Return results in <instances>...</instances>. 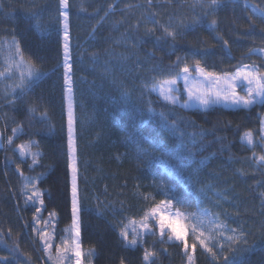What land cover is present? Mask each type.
Masks as SVG:
<instances>
[{
    "label": "trees",
    "instance_id": "obj_1",
    "mask_svg": "<svg viewBox=\"0 0 264 264\" xmlns=\"http://www.w3.org/2000/svg\"><path fill=\"white\" fill-rule=\"evenodd\" d=\"M189 1L168 0L162 12L154 13L155 9L144 8L142 0H69L78 187L91 210L81 217V242L85 253L95 249L89 257L91 264H121V260L146 264L145 249L155 252V264H186L174 241L165 238L161 242L158 235L144 234L143 242L131 247L119 236V229L126 226L131 239L136 226L130 221L139 222L142 210L154 203L143 200L140 193L155 195L157 201L163 198L154 184L161 179L186 215L208 210L225 225L221 229L225 235L232 228L243 233L246 243L232 245L235 252L229 251L226 240L215 237L225 244L222 252L217 249L218 264H225L224 256L237 257L242 264H264V167L253 156V152L264 154V145L255 135L264 104L249 109L189 110L161 100L146 87L149 77L178 71L184 63L193 68L196 60L206 71L219 74H230L245 64L264 70V62L248 54L250 49L264 48V34L259 26L249 28L248 14L240 7L236 11L220 7L214 16L205 17V10L185 6ZM243 3L264 8V0ZM2 5L0 43L15 39L25 61L48 75L22 100H14L20 90L12 91L15 85L9 76L0 77V256L9 257L8 264H43L38 244L28 235L33 208L25 205L22 195L26 178L33 181L40 176L36 183L43 193L42 218L56 213V237L71 224L58 0H2ZM138 5L141 9H135ZM126 7L133 10L123 16L119 12ZM31 11L39 14V26L30 17ZM113 16H120L116 17L120 20L117 28L106 25ZM213 18L218 22L215 27ZM181 21L182 28L178 27ZM161 25L183 35L173 41ZM152 28L156 31H147ZM219 37L229 41L231 55ZM0 71H6L1 59ZM14 128L19 130L13 136ZM249 130L254 133L255 147L241 139ZM10 136L11 145L7 143ZM30 141V151L40 153L35 165L31 155L18 156V146ZM138 145L145 149L163 146L172 159L166 162L159 158V151L152 153L151 149L149 155L140 153L137 159ZM98 202L103 215L97 214ZM17 243L19 248L13 252ZM195 264L217 262L198 248Z\"/></svg>",
    "mask_w": 264,
    "mask_h": 264
},
{
    "label": "snow or ice",
    "instance_id": "obj_2",
    "mask_svg": "<svg viewBox=\"0 0 264 264\" xmlns=\"http://www.w3.org/2000/svg\"><path fill=\"white\" fill-rule=\"evenodd\" d=\"M148 4L151 6L152 0H147ZM2 0H0V7H2ZM69 0H58V19L57 23L62 25L63 28V83H64V100L67 103V170L71 176V225L66 231L70 232L71 238L65 239L61 242L60 245L55 246L56 251V261L57 264H64L65 261L68 264H85V257H91L95 249H90L85 253L82 249L81 242V217L85 212L91 211L84 204V200L87 199L86 196H82L78 187V145H77V136H76V120L74 116L73 109V89H72V53L69 43ZM221 6V0H194L191 7L196 8L200 7L204 11V16H214L215 10ZM112 6H109L111 10ZM83 10V9H82ZM210 10V11H209ZM253 11L258 14L260 25H257L255 20L250 16L249 17V28L259 26L260 31L264 34V8L254 7ZM105 15H108L105 12ZM30 17L35 19L37 26H39V14L36 11L30 12ZM154 23H159L155 21ZM194 23H199V21H194ZM217 20L213 18L211 20V25L215 27L217 25ZM178 27H184L183 21L180 22ZM163 33L166 37L171 38L173 41L177 40L178 37L183 35V32L177 31L170 26L161 25ZM148 32L156 31L155 28L148 29ZM157 39H161L158 37ZM223 40V49L227 50V54L231 55V48L228 40H224L223 37H219ZM13 47L17 53L18 59L14 60V65L17 71H19V82L12 87V91L15 92L16 89L20 90V94L14 97V100H22L24 95L27 94L34 86L38 85L41 81L47 78V73L40 72L30 63H27L24 59V56L21 51V47L18 41L13 39ZM257 51L256 49H250L249 55ZM261 53H264V48L259 49ZM180 57H177V67H179ZM197 74V77H201L202 80L196 79L192 76V72ZM0 77H5L6 72L0 71ZM183 79L184 81V92L187 95V100L184 101V106L188 107L190 103H195L200 105L203 108H208L212 105L224 103L229 106L249 108L255 104H264V71H261L259 68L252 65H243L242 67L237 68L234 74L223 73L219 74L215 71H206L205 67L201 65L199 60L195 61L194 68H190L188 63H184L183 67L180 68L179 72L173 74L169 72L167 76L162 78L158 84L153 85V90H158L160 96L163 100L169 104L175 105L180 100V89L177 87L178 82ZM241 82H243L246 87H244V94H240L237 91L241 87ZM30 111H35V109H30ZM151 111V108H149ZM162 118L164 114L161 113ZM43 119H46V113L42 116ZM173 123V131L175 128V121ZM19 129L14 128L13 136ZM259 136V139L264 145V118L260 119V127L255 133ZM131 139V138H130ZM243 141L251 146L255 147L254 144V133L249 130L244 132L241 137ZM135 143V140L132 141ZM7 143L11 145L13 143V137H8ZM28 145L21 144L18 146V150L21 156L25 154H30L32 158V165H35L39 162L40 153H33L30 151L31 144ZM149 149L152 153L157 151L160 152V159L168 162L171 161L172 157L168 150L161 146L159 149L149 145L148 149L139 147L138 145V155L137 159H140V153L143 155H149ZM189 155L191 152L189 150ZM253 156L256 157V162L260 164L261 167H264V154L256 156V153L253 152ZM29 165V167H32ZM17 172L23 176V173L20 171V168L17 167ZM43 173L41 174V176ZM40 180V176L34 178L33 181L26 182L24 184V191L22 195L25 197V205L31 202L33 205L39 203L40 207L36 208V213H40L44 207V200L42 198L43 193L37 188V181ZM156 184L159 195L163 198L156 200V196L152 194L140 193L139 195L145 201L151 199L154 203L147 209L142 210L143 214L139 219V222L136 220H131L130 223L133 224V235L132 238H129L128 228L121 227L119 229V236L127 246L136 247L138 244L143 242L144 234H151L153 236L158 235L161 242L165 241H174L178 246L181 247L184 256L186 257V264H195L196 252L197 249H201L204 253H207L213 262L219 261V252H222L225 244L223 240H226L229 245V251H238L235 248H232V245L240 244L243 241V233L238 234L236 228L230 230L231 234L225 235V232L221 229L225 228V225L219 221L218 216H213L208 213V210H201L199 213L185 214L180 210V207H177L179 200L177 197L172 194V189L165 184L161 179L158 183L154 180ZM139 187V186H137ZM123 205V202H121ZM264 207V203H262ZM173 209H175L173 211ZM98 215H103L100 211V203L98 202L96 208ZM56 216L55 212L49 213L48 220H41L38 215L33 216V221L36 223L37 227L33 228V232L37 233L39 241L43 245V252L47 254L49 260L53 259L52 249L54 247L51 241L54 239V232L50 233L47 229L49 227L55 228L53 222L54 217ZM190 219L191 223H185L186 220ZM43 223L45 228L43 230L39 229V225ZM207 233V234H206ZM2 235V233H0ZM9 235H11V230H9ZM220 236L223 240H216L215 237ZM191 240V242H190ZM246 243V241H243ZM19 248V244H15L12 251H16ZM219 249V252L217 251ZM155 256L154 251H149L148 249L144 250L143 260L146 264H155V260L152 259ZM31 257H29V260ZM225 264H242L237 257H232L231 259L228 256L223 257ZM9 257L0 256V264H8ZM18 264H23V262H18ZM88 264H91V261L88 260ZM121 264H124V261L121 260Z\"/></svg>",
    "mask_w": 264,
    "mask_h": 264
},
{
    "label": "rangeland",
    "instance_id": "obj_3",
    "mask_svg": "<svg viewBox=\"0 0 264 264\" xmlns=\"http://www.w3.org/2000/svg\"><path fill=\"white\" fill-rule=\"evenodd\" d=\"M142 2H144L145 5H146V6H144V8L148 9L147 7H151L152 9H155L154 10V13H156V11H158V13H159V12H162L161 10L164 9L163 8L164 6H167L168 0H152L151 6L148 4L147 0H142ZM193 2H194V0H190L187 3V5H185V6L191 7V5L193 4ZM205 2H207V0H205ZM141 7H142V5H138V6H135V9H137V8L141 9ZM220 7H230V8H232L235 11H236V9H238L237 7H240L241 8V12L244 15L245 14H248V17H246L247 19H249V17L251 16L255 20V22L257 24H261V22L259 20V17H258V14L253 11V8H250L248 5H246L245 3H243V0H221V6ZM131 10H133V8L126 7L125 9H123L119 13H121L123 16H128L130 14V11ZM216 10H218V8ZM116 17H120V16L110 17L109 20H108V22L106 23V25H108L109 27L113 26L114 28H117V23L119 24L120 20L119 19L116 20ZM143 17L148 21V19L146 18L147 17L146 15H144ZM60 19H62V18H60ZM68 24H69V21H68ZM60 32H61V41H62L61 44L63 45V28H62V25H60ZM68 32H69L70 49H71V53H72L73 43H72V38H71V35H70V26L68 28ZM255 49L257 51H255L251 55L252 56H255L256 58H259L260 61L264 62V53H261L260 51H258L259 49H262V48H255ZM0 59H1V63L3 64V66H4L5 70H6L5 71L6 74L10 78V82L12 84L16 85L19 82V71H17V69L15 68L14 60H17L18 59V56H17V53L15 51V48L13 47V42L12 41H3L2 43H0ZM62 59H63V48H62ZM247 65H252V64H247ZM242 66H240V67H242ZM252 66H255V67H257V68L260 69V67L256 66L255 64L252 65ZM179 70L178 71H172V73L175 74V73L179 72ZM260 70L261 71H264L262 69H260ZM235 71L232 72V73H230V74H234ZM168 73H163V74H160V75H157V76H154V77H149V80L146 82V87L149 90H151L153 93L157 94L161 98V100H163V98L160 96L158 90H153V85L154 84H158L159 81L162 78H164L165 76L168 75ZM192 76L193 77H196V79H198V80H202L201 77H197V74L194 71L192 72ZM177 87L180 89L179 95H180V99H181V97H183V101H180L179 100V102L176 103V105H178V106H180V107H182L184 109H189V110L199 109V110L205 111V110H209V109L214 108V107H222V108H227V109H249V108L252 107V106L249 107V108L234 107V106L226 105L224 103L215 104V105H212V106H210L208 108H203V107H201L198 104L190 103V105L188 107H185L184 106V101L187 100V95H186V93L183 90L184 89V81H183V79H181L178 82ZM244 87H246V85H244L243 82H241V87L238 88L237 91L240 92V94H244V92H243ZM73 109H74V99H73ZM65 115H66V122H67V103H66V101H65ZM263 118H264V116H263ZM0 139H1V137H0ZM28 155H30V154H25L24 156H21L20 155V152H18V156L21 159H24ZM27 181L28 182H31L29 180H27ZM25 182H24V184H25ZM27 206H30V207L33 208V211H31L29 213L30 214L31 223H32L31 230H30V234L28 233L30 239L32 240L33 243H37L38 244V247L40 248L41 253H42L41 257H42L43 264H57L55 246L56 245H60L63 240L70 239L71 238L70 232L66 231V229H69L70 226L65 229L64 233L60 237H56V234H55L56 223H55V220L53 219V222L55 224V228L53 229V228L49 227L47 229L50 233H53L54 232V239L51 241V243H53V245H54V247L52 249L53 259L52 260H49L48 257H47V254H45L43 252V250H42L43 249V245L39 241V237H38L37 233H34L33 232V228L34 227H37L36 223L33 221V216L34 215H38L41 218V220H48V219H43L42 218V211L40 213H36V208L40 207L39 203L33 205L31 202H29L27 204ZM173 211H174V209H173ZM44 228H45V225L43 223H41L39 225V229L40 230H43ZM89 259H90L89 257H85V264H88V260ZM64 264H68V262L65 261Z\"/></svg>",
    "mask_w": 264,
    "mask_h": 264
}]
</instances>
